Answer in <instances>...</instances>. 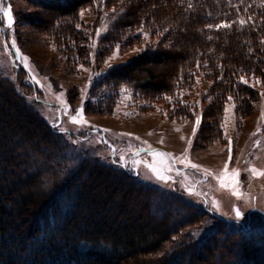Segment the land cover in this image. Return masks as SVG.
I'll return each mask as SVG.
<instances>
[{"label":"trees","instance_id":"16d2710c","mask_svg":"<svg viewBox=\"0 0 264 264\" xmlns=\"http://www.w3.org/2000/svg\"><path fill=\"white\" fill-rule=\"evenodd\" d=\"M40 1L41 9L45 8L48 15L42 20L37 17L39 22L30 18L23 22L36 28L47 43L57 46L66 57L69 58L74 49L78 57L85 55V37L72 24L78 11L94 0ZM240 1L107 0L118 12L106 38L98 42L107 47V52L118 44L123 48L134 45L138 39L134 33L140 28L162 32L154 48L138 55V66L134 67L137 72H146L147 77L139 78L130 70L134 64H125L108 74L105 79L108 89L115 94L117 84L129 79L133 91L151 102L160 101L162 95L173 97L176 106L175 111L170 112L171 117L190 119L186 105L178 101L175 94L190 89L200 73L211 85L210 100L204 109L196 142L202 138L207 143L214 138L220 140L219 122L226 103L234 106V113L239 117H245L247 109H253L257 94L240 84V77H260V72L264 71L261 44L264 36L258 34L264 22L245 21L241 25L239 18L234 17ZM4 2L9 4V0ZM17 23H20L18 16ZM223 23L231 26L215 27ZM99 57L100 53H96V59ZM159 57L163 58L159 60ZM151 63L164 65V70L155 74L146 67ZM0 87L3 88H0V101H3L0 102V264H185L184 249L178 251L181 256L178 261L162 248L167 244L175 248L176 242L182 241L174 243L171 239L179 237L181 228L195 223L200 214L197 208L180 194L148 186L127 171L113 169L76 153L25 104L8 81L0 78ZM205 129L210 130L209 134ZM31 137L38 140L37 143L27 147L19 160L17 139L21 146L22 139ZM40 149L45 150L42 157ZM30 150L35 151L40 162L33 170L28 157ZM54 159L58 162L47 166L46 161ZM41 168H48V176ZM87 179L92 184H88ZM40 184H45L46 188L42 189ZM135 190L138 193L134 197L142 199L143 203L132 217L128 206ZM117 192H122V197L116 196ZM166 207L181 210L187 217L176 221L170 229L166 220L172 216L171 212L164 215L162 222L150 215V211ZM113 211L116 215L111 214ZM118 212L125 216L119 218ZM217 228L224 237L237 233L244 239L252 233L235 232L223 220ZM202 245L200 248L209 249ZM199 253L196 263L208 264L209 256L202 258ZM243 259L247 264L246 257Z\"/></svg>","mask_w":264,"mask_h":264},{"label":"rangeland","instance_id":"374dc122","mask_svg":"<svg viewBox=\"0 0 264 264\" xmlns=\"http://www.w3.org/2000/svg\"><path fill=\"white\" fill-rule=\"evenodd\" d=\"M42 5L40 0H9V4L0 0V78L8 81L25 104L59 133L76 153L91 157L113 169L127 171L137 181L148 186L180 194L197 208L200 214L195 223L181 228L179 237L170 238L174 243L182 241L176 242L175 248L170 244L162 248L164 252L170 253H167L169 256H174L179 261L181 256L178 251L184 249L185 264H197L196 255L199 252L202 258L208 259L209 256L208 264H244L243 256L246 257L247 264H264V176H253L249 170L252 167L264 169V122L260 119L264 109V71L260 72V77H244L246 83L240 79L238 81L247 90L257 94L253 100V109H247V115L239 117L234 113V106L230 102L226 103L219 122L221 139L214 138L215 140L207 143L202 138L203 140L196 142L202 115L210 100L208 90L211 85L200 73L190 89L176 91L175 94L176 99L186 105L185 110L190 112V119L171 117L170 112L175 111L176 106L173 97L162 95L159 97L160 101L151 102V99L140 97L133 91L130 87L133 84L129 79H124L129 84L126 81V84H117L118 91L115 94L106 84L108 74L125 64H134L129 69H136L134 67L138 66V55L154 48L162 32L154 33L140 28L134 33V36H138L134 45L123 48V45L118 44L119 48L116 45L107 52V47L100 46L98 42L106 38L109 25L116 21L118 12L108 5L107 0H94L78 11L72 24L85 37L87 45L83 52L86 57H78L74 49L68 58L57 46L47 43L36 28L32 29L23 22L25 18L37 20L38 17L42 20L47 16L45 8L40 7ZM3 10H7L9 15L6 16ZM16 16L20 23L15 24ZM234 17L263 23L264 0H241ZM258 34L264 36V26L258 30ZM13 40L16 42L15 48L12 47ZM261 44L264 47L262 40ZM96 53H100L99 59H96ZM24 57H27L26 62ZM151 58L154 57L151 55ZM162 58L159 57V60ZM146 67L151 68L155 74L164 70V65L159 63H151ZM134 73L139 78L147 77L146 72L134 70ZM18 106L16 104V108ZM225 108L228 109L227 112ZM77 110L80 111L77 119L82 121L79 124L71 122ZM197 117L200 118L198 126ZM205 131L209 134L210 130ZM253 133L256 135L253 136ZM37 141L32 137L22 139L20 146L17 139L16 157L21 160L27 147L30 148ZM185 149L188 150L187 160L181 163L177 158L184 155ZM32 150L28 151V157L34 165L33 170L36 163L40 162ZM44 151L40 149L41 157L45 155ZM158 153L166 155H157ZM121 156L125 157L123 162L120 160ZM135 161L141 163L136 165ZM46 162L47 166L52 167L58 160ZM226 163L229 175L224 177V183L229 187L221 188L214 177L221 174ZM146 164L163 166L168 180L165 182L155 179L145 167ZM186 164L189 166H185ZM191 164L200 167L192 168ZM47 169L41 170L45 176H48ZM233 169L239 171L236 189L238 196L232 195V181L229 177ZM87 181L92 184L89 179ZM43 185L45 184H40V187L45 189L46 185ZM137 193L136 190L133 191L131 197ZM116 196L122 197V192H117ZM134 198L128 206L132 217L137 215L139 205L143 203L142 199ZM234 209L241 213L239 218ZM168 212L172 214L166 220L170 229L176 225V221L187 217L181 210L174 211L173 207L152 210L150 215L162 222ZM116 213L113 211L111 214ZM124 216L122 212H118L119 218ZM222 220L235 232L252 233L244 239L237 233L224 237L217 228ZM11 236L16 238L14 234ZM205 238L208 239L203 242ZM181 243L183 244L180 245ZM202 244L209 249L200 248Z\"/></svg>","mask_w":264,"mask_h":264},{"label":"snow or ice","instance_id":"6c2138e0","mask_svg":"<svg viewBox=\"0 0 264 264\" xmlns=\"http://www.w3.org/2000/svg\"><path fill=\"white\" fill-rule=\"evenodd\" d=\"M3 11H4V14L6 16L9 15V12L7 10H3ZM82 15H83V13H81V16ZM248 19L250 20L251 17H249ZM239 23L241 25H244L245 24V20L241 19L239 21ZM9 26H11V25H9ZM230 26L231 25H229L227 23H223V24H220V25H216L215 27L216 28H220V27L227 28V27H230ZM208 27H212V25H209ZM262 42H264V41H262ZM15 46H16V42H15V40H13L12 41V47L15 48ZM117 48H119V45H117ZM134 51H139V49H134ZM17 54H19V50L18 49H17ZM24 60L26 62L27 61V57H24ZM240 80H241V82H245L246 83V81L244 80V77H240ZM229 99H231V97H229ZM225 111L227 112L228 109L225 108ZM78 116H80V111L79 110H77L76 116H73L71 118V122L72 123H77V124L81 123L82 121L77 119ZM260 119H261L262 122H264V109H262V111H261V118ZM199 123H200V118L197 117V119H196L197 126L199 125ZM195 131H196V128L193 129V133L194 134H195ZM257 131H259V128L257 129ZM252 135L255 136L256 133H253ZM187 152H188V150L185 149L184 155L182 157L177 158V159H180L181 163H184L187 160ZM157 155L163 156V155H166V154L158 153ZM230 159H231V157H230ZM120 160H121V162H123L125 160V157L121 156ZM134 163L136 165H139L141 163V161H135ZM160 163H161V165H163V161H161ZM185 166H189V165L186 164ZM190 166L192 168H199L200 167L199 165H195V164H191ZM145 167H147L151 171V173H152V175L154 176L155 179H157L159 181H165V182L168 180L169 177L166 175L165 168L163 166H158L156 164H146ZM168 167L170 168V165ZM227 168H228V164L226 163L225 166H224V170L221 172V174L219 176H215L214 177L220 183V187L221 188L229 187V185H226L224 183V177L229 175L227 173ZM249 170L251 171L253 176H256V177L264 176V169L258 170L255 167H252ZM207 175H213V174L212 173H207ZM238 176H239V171L236 170V169H233L231 171V174H230V177H229L231 179V181H232V195L233 196H238L239 195L237 190H236L238 188V184H239V181L237 179ZM234 211L236 212V217L239 218L241 213L238 210H235V209H234Z\"/></svg>","mask_w":264,"mask_h":264}]
</instances>
